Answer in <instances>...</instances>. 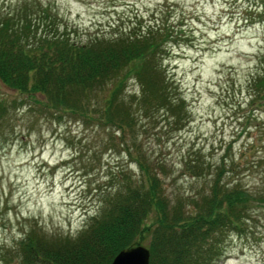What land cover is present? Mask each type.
Listing matches in <instances>:
<instances>
[{
    "label": "rangeland",
    "instance_id": "rangeland-1",
    "mask_svg": "<svg viewBox=\"0 0 264 264\" xmlns=\"http://www.w3.org/2000/svg\"><path fill=\"white\" fill-rule=\"evenodd\" d=\"M0 1L13 9L20 0ZM41 1L51 2L80 42L149 22L162 27L170 36L161 67L170 93L183 99V115L173 125L163 110L135 114L132 133H122L88 113L83 120L28 111L21 95L0 84V264H18L19 239L34 223L74 236L121 170L137 174L128 151L164 161L169 192L207 191L209 175L185 173L188 158L234 168L221 182L264 197V109L251 108L247 95L264 65V0ZM124 95H139L135 81ZM225 233L211 264H264V204L250 202L239 229Z\"/></svg>",
    "mask_w": 264,
    "mask_h": 264
},
{
    "label": "trees",
    "instance_id": "trees-1",
    "mask_svg": "<svg viewBox=\"0 0 264 264\" xmlns=\"http://www.w3.org/2000/svg\"><path fill=\"white\" fill-rule=\"evenodd\" d=\"M0 2V84L21 95L28 111L83 120L92 118L88 113L122 133L133 130L135 114L152 110L167 112L173 125L182 119L183 99L170 93L161 67L170 34L156 23L80 42L50 1L20 0L13 9ZM128 80L137 83L138 96L124 95ZM247 83L251 108L264 109V65ZM127 154L137 174L121 170L74 236L28 227L18 264H109L120 249L137 244L148 248V264H211L221 255L220 238L239 229L247 205L264 204L260 194L221 182L234 169L223 163L183 161L186 174L209 175L207 191L187 195L166 190L164 161Z\"/></svg>",
    "mask_w": 264,
    "mask_h": 264
},
{
    "label": "water",
    "instance_id": "water-1",
    "mask_svg": "<svg viewBox=\"0 0 264 264\" xmlns=\"http://www.w3.org/2000/svg\"><path fill=\"white\" fill-rule=\"evenodd\" d=\"M149 250L142 244L120 249L109 264H148Z\"/></svg>",
    "mask_w": 264,
    "mask_h": 264
}]
</instances>
